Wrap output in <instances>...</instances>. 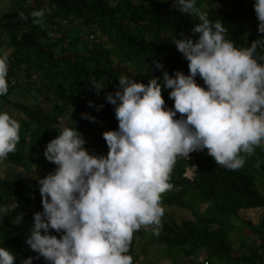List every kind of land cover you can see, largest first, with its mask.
Masks as SVG:
<instances>
[{
  "label": "trees",
  "instance_id": "trees-1",
  "mask_svg": "<svg viewBox=\"0 0 264 264\" xmlns=\"http://www.w3.org/2000/svg\"><path fill=\"white\" fill-rule=\"evenodd\" d=\"M197 6L210 20H222L226 38L237 47L264 40L258 32L254 0H197ZM41 8L48 11L42 23L34 24L30 13ZM196 23L197 18L181 13L174 0H11L7 13L0 17V48L9 58V88L0 96V111L9 112L20 123V141L7 161L23 174H0V206L8 209L0 217V246L14 253L15 264L29 256L32 264H49L26 244V238L33 213L43 211L37 177L56 167L44 156L47 143L65 126L56 123L65 119L66 126L76 127L86 141L84 147L97 155L108 152L103 132L118 127L115 105L106 95L114 94L119 77L130 75V68L118 66L99 36L120 49L123 61L137 59L146 65L148 76L162 78L164 70L170 75L177 70L188 74V61L171 38L191 37L195 42L199 34L191 29ZM258 52L264 54V49ZM157 61L163 69L155 67ZM195 79L203 84L199 76ZM92 80L104 86L97 91ZM169 91L162 87L161 94L172 107ZM42 103L47 110L41 108ZM82 113L95 119L82 118ZM189 154L197 163L194 176L185 174L193 160L178 157L170 177L172 188L162 194L161 203L183 207L192 217L180 222L173 216L162 217L159 234L152 232L149 242L196 258L205 251L206 261L196 264H214L215 259L264 264V144L251 155L243 154L246 162L235 170L216 164L207 149ZM254 209L261 211L258 221L241 216ZM242 229L252 233L253 243L246 242L249 253L234 255L231 236ZM136 239L137 232L129 248L132 256Z\"/></svg>",
  "mask_w": 264,
  "mask_h": 264
},
{
  "label": "clouds",
  "instance_id": "clouds-1",
  "mask_svg": "<svg viewBox=\"0 0 264 264\" xmlns=\"http://www.w3.org/2000/svg\"><path fill=\"white\" fill-rule=\"evenodd\" d=\"M174 6L198 20L191 29L199 34L195 42L171 38L188 61V74L164 70L162 78L148 76L146 65L134 59L142 72L122 74L114 94L106 95L118 120L116 129L103 132L107 154L90 153L74 126L59 130L44 149L56 167L37 177L43 211L33 213L26 244L49 264H134L129 252L133 234L148 226L159 234L162 194L172 188L178 157L192 159L189 153L207 149L216 164L235 170L245 164L243 154L264 144V54L258 52L264 40L237 47L226 38L222 20H210L197 0H174ZM47 11L33 10L32 22L42 23ZM254 11L258 32L264 34V0H254ZM155 67L163 69V64L157 61ZM8 71V53L0 50V96L8 93ZM91 84L97 91L104 86L95 80ZM162 87L170 89L172 107ZM19 133V121L0 111V161L16 151ZM6 213L0 206V217ZM15 260L10 249L0 246V264ZM32 261L29 256L21 264Z\"/></svg>",
  "mask_w": 264,
  "mask_h": 264
},
{
  "label": "rangeland",
  "instance_id": "rangeland-1",
  "mask_svg": "<svg viewBox=\"0 0 264 264\" xmlns=\"http://www.w3.org/2000/svg\"><path fill=\"white\" fill-rule=\"evenodd\" d=\"M9 5H11V0H0V17L4 16L7 13ZM99 37L101 40H104L106 42L105 45L106 48H104L105 51L109 50L107 48H110V53L112 54V56L116 57V62L121 69L122 68L124 69L126 66H128L130 68V72L133 77L137 76L142 72L141 69L134 63V61L131 60L123 61L121 58H119L117 55L120 54V50L116 46H114L112 42L106 40L104 36H99ZM0 39L2 40V38ZM14 98L17 99L15 95ZM0 104H1V100H0ZM41 108L43 110L44 109L47 110V106L44 103L41 104ZM9 111L10 112L13 111V108ZM56 124L58 126H63V125L66 126L67 121L65 119L59 120ZM188 157L191 156L189 155ZM191 158L194 159V157ZM195 167H196V162L194 159L193 166H189L186 171V174L189 177H192L194 175ZM0 174L13 176L14 174L21 175L23 173L20 167H17L13 163H9L6 158L4 161H0ZM161 206L164 208V214L162 216L163 218H169L173 216V218H175L177 221L180 222L183 219L192 217V213L183 207L180 206L178 207L175 205L169 206L164 204H162ZM260 215H261V211H259L258 209L241 212V216L243 218H249L255 222L258 221ZM152 232L153 231L151 226L142 228L141 230L137 231L135 253L132 256L134 264H196L198 262L206 261L207 255L205 251L202 252L201 256L196 258L195 255H188L182 250L174 251L171 253L168 250V246L163 243H150L149 240L152 236ZM56 233L57 235L59 234V232ZM252 236H253L252 233L248 229L247 230L242 229L233 232L231 236L232 245H233V254L237 255V254L249 253V246L246 244V242L252 244L253 243ZM213 263L233 264L227 260H217V259H215Z\"/></svg>",
  "mask_w": 264,
  "mask_h": 264
}]
</instances>
